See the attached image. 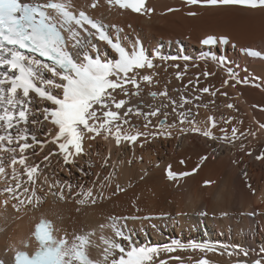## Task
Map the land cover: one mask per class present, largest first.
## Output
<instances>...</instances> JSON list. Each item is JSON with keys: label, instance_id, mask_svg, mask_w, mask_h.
Instances as JSON below:
<instances>
[{"label": "snow or ice", "instance_id": "snow-or-ice-1", "mask_svg": "<svg viewBox=\"0 0 264 264\" xmlns=\"http://www.w3.org/2000/svg\"><path fill=\"white\" fill-rule=\"evenodd\" d=\"M184 2L188 6L264 9V0ZM104 3L109 9L115 7L142 15L154 11L147 7V0H104ZM98 5L99 0H91L83 7H77L73 0H0V206L6 208L10 204L16 212L35 208L43 202L45 188L47 193L60 201L73 199L81 206H95L123 192L124 189L116 185L114 192L104 194L111 186L113 172L102 180L97 174L93 186L86 188L83 184L60 179L51 171L52 158L59 157L69 174L72 168L84 172L78 161L89 155L86 142L97 138L114 141L117 148L124 144L134 148L138 143L143 147L150 138L171 137L173 130L181 134H198L207 140L230 145L247 136H257L251 130L241 132L233 123L235 118L232 116H221L218 120L214 115H209L204 126H201L196 118L199 113H194L189 105L197 109L208 108L209 104L195 102L200 101L203 94L214 98L218 94L227 97L228 93L211 86L199 87V75L195 81L182 84L183 91L172 90L179 93L178 99L169 94L167 86L162 91L152 90L157 84L156 60L187 62L192 57L183 54L165 56L158 49L151 56L146 54L138 39L121 36L122 28L105 25L88 14L86 8L96 9ZM167 11L178 9L169 8ZM188 15L196 13L189 12ZM109 27L115 31L114 37L109 33ZM94 40L106 44L115 57L106 58ZM200 43L213 47L227 44L228 38L207 35ZM244 51L250 57L264 60V50L245 48ZM199 59H210L226 71L227 78L223 80L222 87L235 88L250 83L254 87H262L247 76L241 79L222 56L209 53ZM170 66L177 69L175 79L182 81L188 65L185 64L183 72L179 70V64ZM212 75L215 73H203L205 78ZM209 103L215 105V100ZM224 107L238 111L233 103H227ZM252 107L264 112V106L254 104ZM170 117H173L171 122ZM134 120L143 123L140 125ZM221 123L225 127H220ZM256 123L258 130H264V123ZM227 126H231L230 134ZM216 129L221 135L215 134ZM50 145L53 147L49 148ZM240 149H245L242 142ZM247 154L253 153L248 151ZM110 155L109 152L104 158L102 167L108 166ZM255 158L264 161V151ZM200 159L203 162L208 157L202 156ZM197 168L178 173L169 165L165 172L168 180L178 181L195 173ZM213 183L204 181L205 186ZM136 211L140 209L136 208ZM199 215L204 216L206 212ZM150 219L151 216L110 215L106 223L99 225L100 243H96L92 239L96 236L95 229L85 231L81 228L69 232L41 217L29 238L20 241L19 247L10 245L5 249V254L12 253L11 264H157V261L158 264H167L166 260L159 259L161 253L172 254L177 250L190 249L223 255L222 250L228 247L207 241L184 244L177 240L164 245L138 246L134 240L137 234L127 222ZM105 229H110L111 235H104ZM2 231L4 229L0 227ZM93 248L99 251L100 258L92 257ZM241 253L244 257L249 256V250L239 246L227 254ZM169 259L184 264L180 256L170 255ZM0 264L7 262L0 259ZM195 264L212 262L205 255ZM237 264H248V261H238ZM251 264H264V248L260 249L257 258L251 260Z\"/></svg>", "mask_w": 264, "mask_h": 264}, {"label": "bare ground", "instance_id": "bare-ground-1", "mask_svg": "<svg viewBox=\"0 0 264 264\" xmlns=\"http://www.w3.org/2000/svg\"><path fill=\"white\" fill-rule=\"evenodd\" d=\"M73 3L77 7H83L90 4L91 0H73ZM147 7L154 11L142 15L115 7L109 9L104 0H99L96 9L86 8V11L105 25L122 28L124 31L121 36L127 35L132 40L143 41L145 47L151 50L150 56L156 47L165 56L183 54L192 57L187 62L156 60L157 84L152 90L162 91L167 86L169 94L178 99L179 93L172 90L183 91L182 84L189 80L195 81L199 75V87L211 86L228 93L227 97L218 94L214 98L203 94L201 100L195 102L209 104L208 108L197 109L189 105L194 113H199L196 118L201 126H204L209 115H214L218 120L221 116H232L235 118L233 123L241 132L251 130L257 136H247L230 145L207 140L198 134H181L178 130H173L171 137L150 138L143 147L138 143L134 148L127 144L117 148L114 141L97 138L86 142L89 155L78 161L84 172L72 168L71 174L63 167L61 158L53 157L51 171L60 179H68L73 184H83L87 188L93 186L97 174L102 180L113 172L111 186L104 194L114 192L116 185L124 191L95 206H81L73 199L62 202L47 193L45 188L43 202L35 208L16 212L10 204L6 208L0 206V227L4 229L0 232V255L6 258L11 255V252L5 254V249L13 244L19 247L20 241L29 238L34 224L41 217L69 232L73 229L79 231L81 228L85 231L95 229L96 236L92 239L100 243L99 225L106 223V218L110 215L159 216L150 220L127 222L129 228L134 229L137 234L134 240L138 246L170 244L173 240L184 244L189 241H207L214 245L228 246L222 250L223 255L218 252L205 254L190 249L177 250L172 254L161 253L159 259L166 260L167 264H179L178 261L169 259L170 255L180 256L184 264H195L196 260L205 255L212 264H237L244 260L251 264V260L257 258L260 249L264 248V161L255 158L264 151V130H258L256 123H264V112L252 107L254 104L264 106V60L250 57L244 51L245 48L264 50V9L188 6L184 0H147ZM169 8L178 11L169 12ZM189 12L196 15H188ZM108 30L115 34L111 27ZM207 35L227 37L225 48L218 44L211 47V53L224 57L227 65L238 72L241 79L247 76L262 87H254L252 83L237 85L235 88L222 87L223 80L227 78L226 71L210 59H199L207 55L205 46L200 43ZM97 44L104 56L112 57V51L103 42ZM173 63L179 64L182 72L185 64L188 65L182 81L175 79L177 69L170 66ZM205 71L215 75L205 78ZM213 99L215 105L209 103ZM227 103L235 104L238 111L224 107ZM171 119L173 117L169 118V122ZM133 122L140 125L143 123ZM220 127L225 125L221 123ZM227 127L230 134L231 126ZM214 131L216 135H221L218 129ZM241 142L245 145L244 150L240 149ZM51 147L53 146L50 145L49 148ZM248 151L253 154L248 155ZM109 152V164L102 167ZM202 156H207L208 159L201 162ZM181 161L184 163L181 164ZM169 165L178 173L191 172L197 165L200 167L189 176L170 181L165 172ZM206 180L214 183L205 186ZM136 208L140 211L137 212ZM200 212H206V215L200 216ZM249 213L254 214L251 216ZM103 234L111 235L110 229H105ZM235 246L248 249L249 256L244 257L242 253L229 256L228 251ZM32 247H35L34 241ZM91 255L94 259L100 258L96 248L91 250Z\"/></svg>", "mask_w": 264, "mask_h": 264}, {"label": "rangeland", "instance_id": "rangeland-1", "mask_svg": "<svg viewBox=\"0 0 264 264\" xmlns=\"http://www.w3.org/2000/svg\"><path fill=\"white\" fill-rule=\"evenodd\" d=\"M252 216V215H251Z\"/></svg>", "mask_w": 264, "mask_h": 264}]
</instances>
